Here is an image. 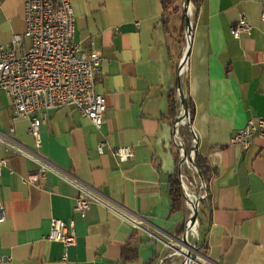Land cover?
<instances>
[{
	"label": "crops",
	"instance_id": "obj_1",
	"mask_svg": "<svg viewBox=\"0 0 264 264\" xmlns=\"http://www.w3.org/2000/svg\"><path fill=\"white\" fill-rule=\"evenodd\" d=\"M24 1L0 0L1 46L25 32ZM70 1L74 42L101 53L95 89L107 109L100 128L74 107L51 109L38 148L28 120L13 119L10 96L0 89V264H183L177 230L192 215L188 203L204 193L199 175L185 172L187 202L177 212L169 194L179 152L191 141L217 170L201 224L188 238L198 261L264 264V138L255 136L247 149L230 143L249 119L264 118V0L190 3L191 50L180 73L189 38L185 0H176L177 11L164 10L162 0ZM240 15L252 30L234 38ZM179 84L193 103L191 136L176 125L180 105L174 117L170 111ZM124 145L134 157L122 162L114 150ZM26 155L45 158L101 202L74 212L80 192L72 183L52 172L39 184L25 182L38 169ZM53 218L75 221L76 241L67 249L48 239Z\"/></svg>",
	"mask_w": 264,
	"mask_h": 264
},
{
	"label": "built area",
	"instance_id": "obj_2",
	"mask_svg": "<svg viewBox=\"0 0 264 264\" xmlns=\"http://www.w3.org/2000/svg\"><path fill=\"white\" fill-rule=\"evenodd\" d=\"M191 8L192 4L188 8V14ZM260 17L264 21V3ZM75 18L70 0H25L23 10L25 32L22 35H13L10 45H0V89L10 96L13 119L28 120V131L34 137L38 148L41 147L40 126L51 109L74 107L81 115L89 118L97 128L102 125L107 109L105 95L95 89V77L102 61L101 53L95 48L84 49L74 42ZM251 30L252 26L247 18L240 15L231 27V34L234 38H238L242 34H249ZM24 38L29 41L26 47L23 44ZM186 65L187 62L180 71ZM180 110L177 113L176 125H185L191 134L190 114L188 112L185 116L183 107ZM255 136L264 138L263 117L249 119L244 127L234 133L230 143L247 149L253 143ZM176 138L177 134L174 133V143H177ZM97 151L99 154L103 153L102 143L97 146ZM195 152V143L191 141L186 152L184 147L180 150L177 159L176 175L179 188L186 197L188 183L185 172L197 173ZM114 154L122 162L134 157L133 150L128 145L117 147ZM26 156L38 165V169L24 177L25 182L39 184L48 173L52 172L72 183L79 190L80 193L73 207L74 212L83 214L91 202H101L88 188L56 172L45 158L35 155ZM4 165L5 159L0 158V173ZM201 189H204L203 185ZM205 199L206 195L203 193L201 201ZM188 204L192 211L193 202ZM5 221V209L0 202V224ZM189 222L187 220L185 224L189 225ZM197 224L195 222L194 227ZM194 227L189 230L188 238L194 234ZM76 236L74 219L68 221L51 219L48 239L61 242L67 249L75 243ZM2 259L0 256V260ZM63 259H66V255ZM191 264L201 263L196 257Z\"/></svg>",
	"mask_w": 264,
	"mask_h": 264
},
{
	"label": "trees",
	"instance_id": "obj_3",
	"mask_svg": "<svg viewBox=\"0 0 264 264\" xmlns=\"http://www.w3.org/2000/svg\"><path fill=\"white\" fill-rule=\"evenodd\" d=\"M176 0H162V5L164 10H168L169 8H173V11H177V8L174 7ZM190 3H192L194 5V7H196L199 3V0H190ZM183 23L185 21V16H183ZM180 73V70H179ZM181 88V90L183 91V93L185 92V88L186 86H184V84H179L178 88ZM187 98V97H186ZM179 90L178 93L176 92H171L170 97H169V103H170V111L172 116L174 117L178 111V105H179ZM187 103H188V112L190 114V118H192L193 116V103L192 101L187 98ZM195 166H196V170H197V174L199 175V179L200 182L203 181L204 186H205V190L207 192V196L206 199L201 201L200 203V209H199V213H198V220H199V224H201V213L202 210L201 208L203 206H207V204L209 203L210 199H211V194L209 191V184L211 179L216 176L217 174V170L212 168L210 166V164L208 163V161L203 158L202 156L198 155L197 153H195ZM170 199H171V212H177L182 204L183 201V195L180 191L179 188V180L177 178V175L175 174L173 177H171L170 179ZM185 227L184 225L182 227H180L177 230V233L180 235L182 233H184ZM197 248V247H196ZM136 254L133 255L131 258L135 259L136 258ZM147 264H150V262H148Z\"/></svg>",
	"mask_w": 264,
	"mask_h": 264
},
{
	"label": "water",
	"instance_id": "obj_4",
	"mask_svg": "<svg viewBox=\"0 0 264 264\" xmlns=\"http://www.w3.org/2000/svg\"><path fill=\"white\" fill-rule=\"evenodd\" d=\"M190 6V0H185L184 2V12H185V22H186V28L188 29V32H187V35H188V45H187V52H186V55L183 57V61L181 62V65H180V68L183 67L184 63L187 62L188 60V57H189V54H190V50H191V40H190V33H191V30H192V27H191V23H190V18L187 14V11H188V8ZM179 90V100H180V103H179V107H183L184 109V115L186 116L188 114V110H187V101H186V96H185V93H183V91L181 90V88L179 87L178 88ZM191 136V134H190ZM190 140H192V138L190 137ZM195 149H196V145H195ZM184 151L186 152V148L184 147ZM196 167V166H195ZM201 185L204 186V183L203 181H201ZM205 186H204V195L207 196V192L205 190ZM200 199H197L196 201L193 202L192 204V215L190 218H188V220L190 221L189 222V225H186L185 224V230H184V233L183 235L181 236V238L179 239L180 242H181V245L183 247H185L184 244H186L187 248H185V251L181 252V250L179 251V253L183 256L184 258V261H183V264H191V261L196 258V257H200V253H199V250L193 246L189 241H188V233H189V230L193 229L194 225H195V222H197L198 220V213H199V207H198V204L201 202V197H199ZM183 199L186 200L187 202V197L185 195H183Z\"/></svg>",
	"mask_w": 264,
	"mask_h": 264
},
{
	"label": "bare ground",
	"instance_id": "obj_5",
	"mask_svg": "<svg viewBox=\"0 0 264 264\" xmlns=\"http://www.w3.org/2000/svg\"><path fill=\"white\" fill-rule=\"evenodd\" d=\"M184 245H185V247L181 250V252H182V251L184 252V251H185L184 249L187 248V247H186L187 245H186V244H184Z\"/></svg>",
	"mask_w": 264,
	"mask_h": 264
},
{
	"label": "rangeland",
	"instance_id": "obj_6",
	"mask_svg": "<svg viewBox=\"0 0 264 264\" xmlns=\"http://www.w3.org/2000/svg\"><path fill=\"white\" fill-rule=\"evenodd\" d=\"M180 1H181V4H180V5H182V6H183L182 0H180ZM190 237H191V235H190ZM190 237H189V238H190Z\"/></svg>",
	"mask_w": 264,
	"mask_h": 264
}]
</instances>
